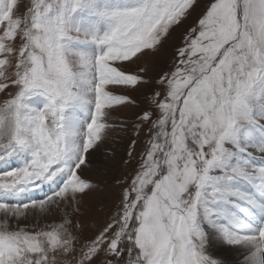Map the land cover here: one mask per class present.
I'll return each instance as SVG.
<instances>
[{"label":"snow or ice","instance_id":"6c2138e0","mask_svg":"<svg viewBox=\"0 0 264 264\" xmlns=\"http://www.w3.org/2000/svg\"><path fill=\"white\" fill-rule=\"evenodd\" d=\"M198 7L0 0V264H264V0H206L150 76ZM146 85L138 165L97 218L91 157Z\"/></svg>","mask_w":264,"mask_h":264},{"label":"rangeland","instance_id":"374dc122","mask_svg":"<svg viewBox=\"0 0 264 264\" xmlns=\"http://www.w3.org/2000/svg\"><path fill=\"white\" fill-rule=\"evenodd\" d=\"M205 3L206 0H200V7L192 12V15L184 25L178 27L172 33L170 40L164 44L163 48L153 56L145 58L147 65L152 69L150 76L156 77L170 66L174 54V46L180 43L185 30L198 17ZM132 70H135V66H132ZM153 88L154 85H146L140 87L137 91L125 93L137 101L136 105L117 106L111 112V119L117 122H124L127 127L123 129L119 127L113 128L101 150L93 153L91 157L93 165L90 167L86 178L99 185L90 196L84 198L83 206L86 209L95 208L97 218H102L104 212L115 207L122 190V182L126 178H130L138 165L140 154L144 148L145 137L143 134L139 138L135 137L131 124L136 121L137 113L145 106L142 94L150 92ZM133 139H137L138 143L133 151V156L130 157L128 154L129 146ZM98 168L99 172L97 171ZM89 202L92 203L89 204ZM88 214L90 213H86V215ZM59 221V214L54 213L52 216L41 220V224Z\"/></svg>","mask_w":264,"mask_h":264},{"label":"bare ground","instance_id":"6f19581e","mask_svg":"<svg viewBox=\"0 0 264 264\" xmlns=\"http://www.w3.org/2000/svg\"><path fill=\"white\" fill-rule=\"evenodd\" d=\"M91 203L89 202V204H91ZM223 255L227 256L229 264H234L235 261H242V259H243V257L239 253H236V252L223 253Z\"/></svg>","mask_w":264,"mask_h":264}]
</instances>
